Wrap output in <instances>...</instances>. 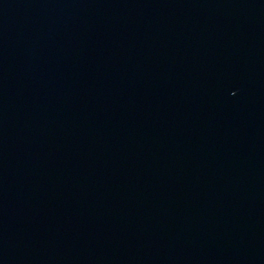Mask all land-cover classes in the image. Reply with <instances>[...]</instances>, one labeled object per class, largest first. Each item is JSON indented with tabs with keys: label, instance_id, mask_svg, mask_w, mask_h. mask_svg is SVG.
<instances>
[{
	"label": "water",
	"instance_id": "95a60500",
	"mask_svg": "<svg viewBox=\"0 0 264 264\" xmlns=\"http://www.w3.org/2000/svg\"><path fill=\"white\" fill-rule=\"evenodd\" d=\"M0 264H264V0H0Z\"/></svg>",
	"mask_w": 264,
	"mask_h": 264
}]
</instances>
